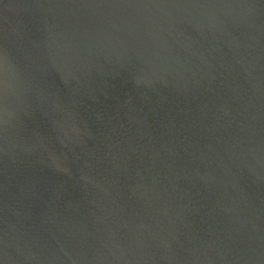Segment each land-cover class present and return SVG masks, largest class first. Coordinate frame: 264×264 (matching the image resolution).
<instances>
[{"label": "water", "instance_id": "obj_1", "mask_svg": "<svg viewBox=\"0 0 264 264\" xmlns=\"http://www.w3.org/2000/svg\"><path fill=\"white\" fill-rule=\"evenodd\" d=\"M0 264H264V0H0Z\"/></svg>", "mask_w": 264, "mask_h": 264}]
</instances>
